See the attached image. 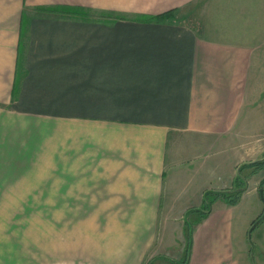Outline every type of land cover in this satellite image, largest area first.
Here are the masks:
<instances>
[{"label":"crops","instance_id":"crops-1","mask_svg":"<svg viewBox=\"0 0 264 264\" xmlns=\"http://www.w3.org/2000/svg\"><path fill=\"white\" fill-rule=\"evenodd\" d=\"M262 59L264 0H0V192L93 210L94 264H264Z\"/></svg>","mask_w":264,"mask_h":264},{"label":"rangeland","instance_id":"rangeland-1","mask_svg":"<svg viewBox=\"0 0 264 264\" xmlns=\"http://www.w3.org/2000/svg\"><path fill=\"white\" fill-rule=\"evenodd\" d=\"M257 74L264 79V64L257 66ZM39 196L44 195L0 192V264H94L99 260L88 252L100 242L96 230L102 227L92 223L93 210L39 208ZM248 240L252 246L251 235Z\"/></svg>","mask_w":264,"mask_h":264},{"label":"trees","instance_id":"trees-1","mask_svg":"<svg viewBox=\"0 0 264 264\" xmlns=\"http://www.w3.org/2000/svg\"><path fill=\"white\" fill-rule=\"evenodd\" d=\"M77 10L80 11L79 8ZM172 11H173V9L168 10V11L162 13V14H159V15L160 16L166 15V14L172 13ZM249 166L252 167V170L254 171L255 169H258V168L264 166V160H259V161H254V162H249V163L242 164L241 168L249 167ZM234 184H235V187H234L233 190L207 191L204 194L203 204L200 207V209H197V211H199V214H200V216H199L200 219L202 217H204L205 213L209 210V204L211 203V201L213 199L217 198V197L223 198L229 204H235L239 200L241 191L245 187L244 186V178H243V176L241 174H238L236 176ZM256 220L253 221L252 225L253 224L255 225L261 219L259 221H256ZM185 263H186V261H184V260L180 261V262H175V264H185Z\"/></svg>","mask_w":264,"mask_h":264},{"label":"water","instance_id":"water-1","mask_svg":"<svg viewBox=\"0 0 264 264\" xmlns=\"http://www.w3.org/2000/svg\"><path fill=\"white\" fill-rule=\"evenodd\" d=\"M259 192H260V197L262 198V200H264V194H262V191L261 190ZM262 217H264V212H262V214L260 215V217L256 221H259Z\"/></svg>","mask_w":264,"mask_h":264}]
</instances>
